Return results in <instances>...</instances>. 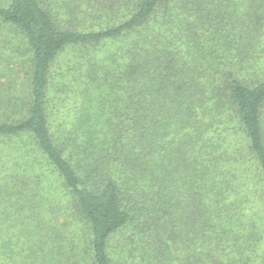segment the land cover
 I'll list each match as a JSON object with an SVG mask.
<instances>
[{"label":"trees","instance_id":"trees-1","mask_svg":"<svg viewBox=\"0 0 264 264\" xmlns=\"http://www.w3.org/2000/svg\"><path fill=\"white\" fill-rule=\"evenodd\" d=\"M263 231L264 0H0V264H264Z\"/></svg>","mask_w":264,"mask_h":264},{"label":"rangeland","instance_id":"rangeland-1","mask_svg":"<svg viewBox=\"0 0 264 264\" xmlns=\"http://www.w3.org/2000/svg\"><path fill=\"white\" fill-rule=\"evenodd\" d=\"M76 58V53L69 51L62 59V66H64L65 64H67L69 62V64L71 63V61L73 62V60H75ZM264 233V231H263ZM259 254L261 256H264V245H262V247L259 250Z\"/></svg>","mask_w":264,"mask_h":264}]
</instances>
